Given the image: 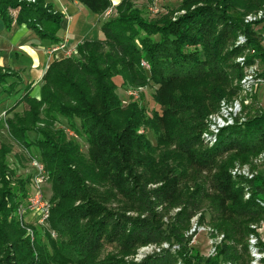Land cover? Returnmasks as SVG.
I'll return each mask as SVG.
<instances>
[{
	"label": "trees",
	"instance_id": "16d2710c",
	"mask_svg": "<svg viewBox=\"0 0 264 264\" xmlns=\"http://www.w3.org/2000/svg\"><path fill=\"white\" fill-rule=\"evenodd\" d=\"M75 1L96 15L112 8L111 0ZM132 1L136 0H123L116 7L119 16L103 22L101 39L84 42L77 55L55 61L44 76L40 99L26 94L29 108L6 121L14 141L41 151L53 187V206L49 228L34 230L32 240L24 233L17 213L29 197L27 183L9 186L14 174L5 159L10 150L0 149V264H178L179 259L184 264H193V260L196 264H251L247 239L253 232L251 224L264 220V174L235 178L231 169L236 157L245 159L264 151V117L224 129L211 148H204L201 135L207 117L218 110L228 93L235 94L238 87L230 86V78L243 77L244 69L235 59L247 47L233 43L249 26L231 10L262 7L264 0H188L205 5L163 26L128 14ZM45 4V0H0V18L8 26L16 21L38 31L48 21L59 25L61 17ZM16 9L19 12L14 17L9 10ZM133 22L147 35H160L161 39L141 40L139 48ZM253 45L264 60L262 47L255 40ZM142 61L150 66L148 73ZM252 62L253 58L246 65ZM15 74L0 68V90L6 78ZM150 81L162 88L153 97L160 110H154L149 119L139 102L123 106L117 90L118 82L138 87ZM12 91L9 87L2 92ZM56 114L80 121V129L74 123L70 126L87 136L90 162L56 128ZM39 124L45 125L39 131L42 138L31 141L28 134L37 132ZM148 127L156 135L158 147L173 146L170 159L165 161L163 156L161 165L151 159L154 147L141 133ZM227 153L234 157L222 161ZM130 163L138 168L154 166L156 176L152 178L160 180L161 186L150 189L135 183L134 178L129 183L127 177L117 181L121 177L118 167L122 164V171L131 170ZM109 168L107 178L103 170ZM97 169L102 173L97 174ZM203 172L208 175L202 177ZM148 175L145 180L150 183L153 179ZM89 182L93 186L106 183L109 191L117 187L115 195L124 198L123 204L118 203L114 212L100 203H87L89 197L98 196L95 187L87 186ZM245 193L250 195L248 200ZM110 195H114L112 190ZM77 201L81 203L76 205ZM174 207L180 211L168 216ZM198 214L201 223L208 216L211 228L225 235L213 259L199 257L193 250L197 254L188 255L186 232ZM84 219L88 223L80 225ZM51 232L59 239H53ZM163 243L179 250H162L140 263L101 258L108 245L125 255L138 246Z\"/></svg>",
	"mask_w": 264,
	"mask_h": 264
},
{
	"label": "rangeland",
	"instance_id": "374dc122",
	"mask_svg": "<svg viewBox=\"0 0 264 264\" xmlns=\"http://www.w3.org/2000/svg\"><path fill=\"white\" fill-rule=\"evenodd\" d=\"M25 1V0H23ZM30 2H35V0H28ZM46 3V2H45ZM46 5V4H45ZM44 7L46 8V6ZM205 4L198 2V3H190L188 0H136L132 1V8L129 10L128 14H132L133 17L139 16L141 20L151 23L157 26H163L166 21H175L179 17H182L186 14H189L196 8L202 7ZM114 13L108 18V19H115L119 15H117L116 7H113ZM110 8V9H112ZM10 14L14 17L17 16L19 9L16 10H9ZM109 11V10H108ZM106 13L103 15L105 16ZM231 13L233 15H236L240 18V21L242 20L245 25L249 26V29L245 30V34H238V38L233 43L234 46H246L247 49L243 54H241L237 59H235V62L240 64L243 67V77H238L236 75H233L230 78V86L232 88L238 87L235 94H230L223 98L222 101H225L228 105H233V103H237L239 106L238 111L235 113V116L233 117V120L231 123L221 129H219L218 132H214L211 128V124H213V121L210 119L211 116H215L220 113L221 110V102L218 106V110L214 112L213 114H210L207 119L205 120L206 123V129L202 133V139L204 141V148L208 147L211 148L214 146L215 143H218L219 141V135L221 132L229 127H233L235 125H243L244 123L255 120L259 117H264V60L258 55V51L255 48V45H253V40H255L260 47L264 50V5L262 7H255L250 9H245L242 7H237L235 10H231ZM107 19V20H108ZM41 25V24H40ZM133 25L135 27V30L137 34L135 35V41L139 48L142 49L141 46V40H148L151 39V41H159L161 39L160 35H147L145 32H143L140 27L137 25L136 22H133ZM43 27V26H42ZM59 42H57L58 44ZM251 43V44H249ZM56 44V45H57ZM226 46H229L226 44ZM253 58V62L249 65H246V63L249 62V60ZM143 62V61H142ZM142 66V65H141ZM240 66V67H241ZM247 66V67H246ZM143 67V66H142ZM144 68V67H143ZM145 71L148 73V69L144 68ZM181 82V81H179ZM178 82V83H179ZM45 83L42 82L39 86L34 87L33 85L27 84L25 85L20 77L15 74L14 76H11L9 78H6L5 83L1 86L3 87L0 90V149H9V153L6 155L5 159V165L9 168L11 173L13 172V178L9 182L10 187L16 188L18 186L19 181L26 182V190L29 192V197L33 193H35V189L39 190L41 194L44 196L45 199L49 202L51 205V210L53 206V187L51 183V179L49 177V174L46 170L45 164L41 157V151L34 145L31 147H23L20 143L17 141H14L11 137V131L7 125V120L12 119L13 116L17 114H23L28 108L29 103L24 100V97L26 94H30L31 97L40 99L41 89ZM12 85V86H11ZM118 90L117 95L119 99L122 101L123 106H127L132 102H139L140 105L146 110L145 116L147 118L153 117L154 110H160V107H158L154 102V96L156 93L161 90L162 86L157 84L156 82H149V85L146 86H130V84L122 85L121 82H118ZM201 86V84H198L197 87ZM9 87L13 91L10 94H4L2 92L4 89H9ZM137 92L138 97L132 96V93ZM178 95V93H175ZM146 118V119H147ZM56 119L59 121V124H55L57 129L63 130L69 140H72L79 148L81 155L85 158V161L89 160V145L87 143V136L84 134H77L73 128H71L70 124L74 123L76 125V128L80 129V121L75 119H67L64 118L58 114H56ZM147 120V123L149 124L150 120ZM150 125V124H149ZM45 128V125L39 124L37 126V132L33 131L28 134L31 141L40 140L42 138L41 134L39 133L40 129ZM141 133L148 138L152 146L154 147L150 153H151V159L155 161V163L160 164L161 159L163 156H165V161L169 160L171 155L170 152L173 150L172 145H162L158 147L157 144V137L153 133L150 127L147 128V130L142 129ZM264 152V151H263ZM262 153L257 154H248L246 156V160L243 159L241 156L237 159L235 158L234 167L231 169V174L235 178H248L246 174L253 175V178L258 176V174H264V157L262 156ZM234 157V154L227 153L224 155V157L221 158L222 161H231V159ZM245 160V161H244ZM169 162V161H168ZM237 162V163H236ZM243 162V163H241ZM124 165V164H123ZM130 166H132L131 170L122 171V164L118 167L119 171L118 174L121 176L117 178V181H120L121 179H125L124 177L134 178V182L138 183L139 185H144L150 189L157 188L161 186V183L158 181H154L155 178H152L156 176V174L153 171V167H147L145 166L138 168L137 166H133L132 163H130ZM87 167V166H86ZM89 167V166H88ZM157 169V168H156ZM108 172H107V171ZM103 170V175H106L107 178H109V171H111V168ZM40 171H44L43 175L45 177V180L42 184L37 185L35 183L36 177L41 173ZM8 172V171H7ZM99 172L102 173V170L96 171L97 174ZM215 173V171L213 172ZM117 174V175H118ZM148 175L149 179L154 182L148 183L145 180V175ZM202 177L207 176V172L201 173ZM118 175V176H119ZM135 175V177H134ZM144 178V179H143ZM249 179V178H248ZM110 180V179H109ZM129 183H131L129 179ZM3 182H1L0 178V188L2 187ZM36 186V188H35ZM88 187L96 188L98 191V196L89 197V200H85L88 202L93 203H100V205H104V207L109 208L110 210L114 211L118 209L119 205L118 203L123 204V197L115 195L119 189L115 187L114 189H111L113 191L114 195H110L109 188L107 184L101 183L94 185L90 182L87 184ZM125 186V185H124ZM101 195V197H100ZM250 195L248 193H245V199H249ZM80 201L76 202V205L80 204ZM116 203V204H115ZM161 211L162 209L159 208ZM180 211V207H174L169 211L168 216H175L177 212ZM19 215V210H18ZM132 214V213H130ZM134 216H137V214H132ZM51 217V212H50ZM95 218H93L94 220ZM50 220V219H49ZM19 221L21 223V226L23 227L24 233L26 232V235L30 233L29 231L34 232L42 230L41 226H37V217L33 215H28L25 218H22L19 216ZM89 219H84L80 225L88 223ZM165 222L169 221V217H166L164 219ZM208 216H206V219L204 221V224L200 222V215L198 214L191 220V227L186 232V236L190 238L189 247L191 251L188 254L190 257L194 256L196 252L193 253V251H197L199 254V257H203L204 259H210L214 258L217 255V248L222 245V243L225 240V235L218 233L214 231L211 228V225L208 224ZM251 230L253 231L248 239V247L249 252L251 255V264L253 262V256L251 254L250 250V241L255 238L258 240L257 242V249L260 250L259 253L264 255V249L261 247V244H264V220L260 222H256L251 224ZM49 228V221L48 223L43 227V229ZM55 232H51L52 238L57 240L59 239V236L55 233L56 236H53ZM36 235L33 233V237L31 239L35 240ZM44 239V238H43ZM172 248V252L175 253L179 250V247H170L168 243H163L161 245H145V246H138L135 250L130 252L129 254H119L115 250L114 246H106L104 250L101 251L102 256L101 258H107V259H121L125 262H134V263H140L142 260H144L149 255H152L154 253H159L162 250H168ZM193 250V251H192ZM197 254V253H196ZM0 259H2L0 257ZM264 260V258L262 259ZM2 261V260H1ZM178 264H184L182 260L179 259ZM193 264H196V261L193 260Z\"/></svg>",
	"mask_w": 264,
	"mask_h": 264
},
{
	"label": "crops",
	"instance_id": "0c3cea01",
	"mask_svg": "<svg viewBox=\"0 0 264 264\" xmlns=\"http://www.w3.org/2000/svg\"><path fill=\"white\" fill-rule=\"evenodd\" d=\"M123 0H111L117 7ZM60 17L59 25L48 21L37 29L16 21L8 26L0 18V68L16 73L27 85L39 86L48 69L55 61L49 49L57 42L67 41L73 48L87 41H96L102 37L104 15L93 14L84 5L75 0H45ZM61 56V55H60Z\"/></svg>",
	"mask_w": 264,
	"mask_h": 264
},
{
	"label": "built area",
	"instance_id": "2783aa9c",
	"mask_svg": "<svg viewBox=\"0 0 264 264\" xmlns=\"http://www.w3.org/2000/svg\"><path fill=\"white\" fill-rule=\"evenodd\" d=\"M114 13V9H109L108 13L105 15L106 18H109ZM49 53L55 56V58H68L74 55L78 54V46L69 48L67 41H62L58 43L57 45L52 46L49 50ZM61 55V56H60ZM141 65L146 68L150 69V66L143 61ZM134 97H138L137 92L132 93ZM221 110L220 113H218L215 118L214 116H211V120L213 121V124H211V128L214 132H218L219 129L229 125L231 121L233 120V117L235 116V113L238 111L239 106L237 103H233V105H228L225 101H222L221 104ZM264 157V152L262 154ZM41 173L36 177L35 183L37 185H40L45 180V177L43 175L44 171H40ZM249 179L253 178V175L246 174ZM36 188V186H35ZM50 212H51V205L47 201V199L44 198V196L41 194L37 188L35 189V193L31 195L30 198L26 200L24 204H22L19 208V216L22 218H25L28 215H33L37 217V226L44 227L49 219H50ZM28 233L31 237H33V232L29 231ZM53 236H56L55 233H53ZM250 250L251 254L253 256V262L252 264H263L262 259L264 258V255L259 253L260 250L257 249V242L258 240L253 238L250 241ZM259 251V252H258Z\"/></svg>",
	"mask_w": 264,
	"mask_h": 264
}]
</instances>
